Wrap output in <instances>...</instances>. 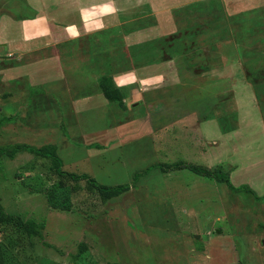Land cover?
Segmentation results:
<instances>
[{"label":"rangeland","instance_id":"1","mask_svg":"<svg viewBox=\"0 0 264 264\" xmlns=\"http://www.w3.org/2000/svg\"><path fill=\"white\" fill-rule=\"evenodd\" d=\"M161 1L139 0L122 14L146 20L138 43L108 44L95 58L107 74L111 66L133 71L123 91L128 110L97 94L77 105L102 91L101 77L80 75L65 57L68 84L79 78L87 87L47 93L42 84L54 90L62 82L51 69L41 80L35 60L33 81H16L14 55L0 46V146L50 145L62 161L28 149L0 155L1 206L34 226L32 234L0 233L6 264H264V0H174L170 13ZM28 8L26 0H0V17ZM142 84L135 105L127 97ZM178 162L229 173L254 193L166 167ZM89 178L127 189L101 193Z\"/></svg>","mask_w":264,"mask_h":264},{"label":"crops","instance_id":"2","mask_svg":"<svg viewBox=\"0 0 264 264\" xmlns=\"http://www.w3.org/2000/svg\"><path fill=\"white\" fill-rule=\"evenodd\" d=\"M130 1L132 2L133 0H26L27 6L29 7L28 9L30 10L28 15L22 17H12L7 14L1 15L0 46L6 47L8 51H11L14 55L12 71L15 74V78L13 79H16V81L17 79H19V81L23 79L30 81L32 79L33 81L34 74L30 72L29 65L31 67L33 65L31 64L32 61L35 60L36 64H34V67L37 68L38 73L42 75L41 80H43L44 76L47 74L48 69H51L54 75L62 82L59 84L60 87L57 84H51L54 90H48L44 84L41 85L45 87L47 93L57 92L55 89L59 88L60 92H57V95L60 97V93H69L70 90L75 91L82 83V80L78 78L76 84H68L71 81L67 76L68 69L63 64L64 60L69 64L72 63L70 68L78 70L80 75H82V73L86 74L87 78L91 77L96 79L97 77L105 76L109 68L106 62V64L103 65L104 67L98 62L96 65L95 58L97 54L102 53V50L106 49L108 44L123 43L127 45L130 41L138 43L140 40L136 39L141 37L143 31H147L146 25L140 24L146 21L142 17L138 16L133 17V20H127L122 16L123 13L132 10V8L135 7L133 10H136V7H140L139 0H136L135 3H131V5ZM170 1L174 0L168 1V7H165L164 11L166 12L164 13L171 12L170 10L173 4L171 5ZM157 3H162V1L157 0ZM163 4L166 3L164 2ZM136 12H139V10L137 9ZM148 12L152 13L154 16V21L158 19L156 14L160 12L154 10L152 4H150V10H148L147 13ZM129 23H132V25L136 27L128 29L127 25ZM156 24L157 23L152 27L148 26V30L156 28ZM145 41L147 40H141V43ZM82 52L85 54H82ZM0 53H2L1 48ZM62 58H64V60ZM83 60L86 64H80ZM51 61L55 62L54 66ZM38 62L40 64H38ZM21 65L22 69L25 68L24 73H21L18 68ZM155 65L159 66L161 64L158 63ZM97 67H100V69L97 70ZM148 67L153 70V66L151 67L150 65ZM102 70L103 73L100 74ZM97 71L101 72L98 74ZM109 71L116 85L121 87L123 91L135 82V80L132 79V70H118L119 72L117 71V73H115L116 70L114 71L111 66ZM162 77L161 73H158L155 78H152L154 81L153 84H159ZM42 82H45V79ZM87 83L88 82L85 81L82 84L87 87ZM93 83L96 84V81ZM22 85V83H19L17 86L22 90ZM33 85L34 84H31L32 88ZM142 86L139 87L141 90L134 89L135 94L131 98L127 97L131 101L136 99V102L133 101L135 105L140 102L137 101L140 95L139 93H141L140 99L143 98L142 94L145 92L143 89L146 88H144V84H142ZM153 87L156 86L153 85ZM61 89L63 92H61ZM91 89H93V86L90 90ZM15 90L16 88L10 89L9 91L14 92ZM23 90V93L21 92L23 94L22 96H25V99L26 96L29 98L28 95L30 92H27L25 89ZM96 94L99 98L95 100H107V103H109L103 92L99 91V93H97L96 88L95 91L91 92V95L87 97H77L73 101H75L77 105L83 104L81 106H84L86 103V106H88L93 103ZM63 99H67L66 96L63 97ZM154 102L155 101H153V103ZM123 107L126 110L131 109L130 104H126L125 98ZM135 121L136 120L131 122V124L135 123ZM134 133H142V131L137 129V131L134 130Z\"/></svg>","mask_w":264,"mask_h":264},{"label":"trees","instance_id":"3","mask_svg":"<svg viewBox=\"0 0 264 264\" xmlns=\"http://www.w3.org/2000/svg\"><path fill=\"white\" fill-rule=\"evenodd\" d=\"M100 86L103 94L109 101L118 102L120 103V105L123 104L124 102L123 90L121 87L116 85L113 76L111 74L106 73L105 76L101 77ZM19 149H26V150L28 149L30 151L36 152L40 156L51 157L55 162V164H57V166H60L62 163L61 159L56 154L55 147L50 145L45 146L43 148H37V147L28 146L26 144L23 145L17 144L12 148V150L0 146V155L8 153L13 156L18 152ZM166 167L169 169L188 167L197 174L210 176L220 179L222 181H226L233 190L240 191L246 189L247 191H251L252 193H254V190L247 185H242L240 187L234 186L233 183L231 182L230 174L226 172H221L220 170H211L207 167L195 166L193 164H187L186 162H178V163L166 165ZM72 177L76 179L79 178V176H77L76 174H72ZM89 184H90V188H96L101 193H116L127 189V186H123V185L117 187L103 185L95 181L94 178H89ZM9 227H12L11 229H13L16 232H19L22 229H24L28 234H32L34 232V226L31 222L24 221L20 216H17L15 214L7 213L2 208L0 203V233L8 232L7 228ZM8 250L9 249L4 248L2 243L0 242V264H6V261L8 260ZM85 250H86V245L82 244L80 252L84 253ZM72 264H81V263L75 262Z\"/></svg>","mask_w":264,"mask_h":264}]
</instances>
